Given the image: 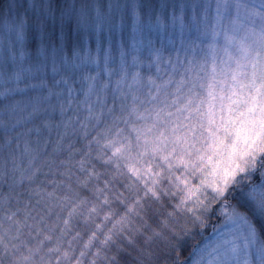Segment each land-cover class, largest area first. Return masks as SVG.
<instances>
[{"label":"snow or ice","instance_id":"1","mask_svg":"<svg viewBox=\"0 0 264 264\" xmlns=\"http://www.w3.org/2000/svg\"><path fill=\"white\" fill-rule=\"evenodd\" d=\"M25 2L55 27L50 32L41 19L33 41L26 19L5 22L14 40L0 38V101L16 98L4 106L10 115L27 111L31 118L58 111L67 124L64 98L70 105L79 83L86 98L118 92L138 119L191 120L207 104L209 125L217 129L231 127L238 139L248 141V125L256 126L259 119L264 132V58L250 56L235 35L242 0H65L60 11L57 0ZM259 4L264 7V0ZM259 39L264 42V31ZM234 44L239 56L231 50ZM198 87L206 89V98ZM173 107L175 113L169 111ZM178 129L173 132L181 139ZM189 131L195 135V127ZM210 134L213 148L223 145L216 131ZM253 148L264 152L258 144ZM256 166L252 159L226 168L221 182L212 184L216 194L227 197L238 173L246 176L247 168L255 172ZM260 176L241 188L238 205L225 199L220 207L215 262L208 264H264V171Z\"/></svg>","mask_w":264,"mask_h":264},{"label":"trees","instance_id":"2","mask_svg":"<svg viewBox=\"0 0 264 264\" xmlns=\"http://www.w3.org/2000/svg\"><path fill=\"white\" fill-rule=\"evenodd\" d=\"M57 3L60 11L65 0ZM25 19L33 41L41 19L55 27L25 0H0V38L14 40L5 22ZM74 87L67 124L58 111L10 115L4 106L16 98L0 101V264H184L223 219L225 199L238 205L241 188L261 180L264 152L252 178L197 222L203 204L196 212L171 183L157 188L131 168L142 165V130L159 133L155 120L138 119L111 89L86 98Z\"/></svg>","mask_w":264,"mask_h":264},{"label":"rangeland","instance_id":"3","mask_svg":"<svg viewBox=\"0 0 264 264\" xmlns=\"http://www.w3.org/2000/svg\"><path fill=\"white\" fill-rule=\"evenodd\" d=\"M253 8L258 15L251 14L250 10ZM262 17H264V7L260 6L259 0H255V2L254 0H242L239 23L235 26V35L237 41L243 40L245 46L251 50L250 56L259 53L264 58V42L259 39V34L264 31ZM10 37L14 38V33ZM231 50L234 55H240L236 44L232 46ZM248 74L249 76L251 74L250 67ZM196 91L206 98V89L198 87ZM169 111L175 113V108L173 107ZM206 112L207 104H204L201 106L200 114L194 115L191 120H177L175 115L165 116L163 119L155 121L160 129L159 133L153 136L143 129L142 135L146 136L143 148L146 151H142L140 155L143 157L142 165L131 164L132 169L138 171L150 184L157 185V188H161L162 185L168 186L167 182L171 183L169 186L184 195L183 202H187L196 212L198 211L197 207L203 204L202 212L194 214L197 222L204 218L205 212L210 213L216 204L225 199L216 194L212 186L213 182L220 183L223 171L226 168H233L236 163L252 159L258 162L263 152L256 151L253 144L264 147V132L261 131L259 119H257L256 126L248 125L252 131L247 133L249 140L245 141L238 139L231 127L225 131L223 128L217 129L216 124L209 125ZM224 115L226 116L227 113L225 112ZM255 116L258 118L259 113L257 112ZM216 120L217 124L220 123L218 108ZM177 125H179L178 131L181 139H177L173 132ZM190 127H195V135L189 131ZM211 131H216L222 138V146L212 147ZM241 135L243 136L244 133ZM257 137L259 138L257 139ZM233 146H235V151H233ZM148 152L153 156L154 163L145 161ZM244 153H248V155ZM153 165L154 167H152ZM247 173L246 176L238 173L237 180L230 186V190L233 185L241 183L243 178H252L251 167L247 168ZM222 220L211 227L210 234L205 241L195 247L190 259L184 264H197V261L199 264H208L210 260L215 262L216 254L212 249L217 241V227L222 223Z\"/></svg>","mask_w":264,"mask_h":264}]
</instances>
